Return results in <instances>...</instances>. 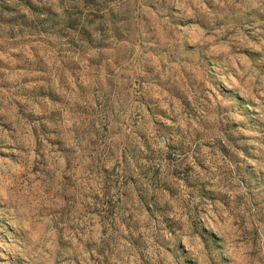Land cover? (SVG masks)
<instances>
[{
    "label": "clouds",
    "instance_id": "clouds-1",
    "mask_svg": "<svg viewBox=\"0 0 264 264\" xmlns=\"http://www.w3.org/2000/svg\"><path fill=\"white\" fill-rule=\"evenodd\" d=\"M12 18L92 44L61 41L71 71L52 50L41 72L0 79V225L13 233L0 237V264H264V151L249 159L243 129L236 163L215 146L243 119L217 88H264V60L248 59L264 38L245 34L264 37V0H0V19ZM194 55L207 67L193 69L204 99L187 95L189 110L164 89ZM22 75L47 76L61 103L18 109L4 88L35 87ZM139 168L158 169L174 195L161 198Z\"/></svg>",
    "mask_w": 264,
    "mask_h": 264
},
{
    "label": "rangeland",
    "instance_id": "rangeland-1",
    "mask_svg": "<svg viewBox=\"0 0 264 264\" xmlns=\"http://www.w3.org/2000/svg\"><path fill=\"white\" fill-rule=\"evenodd\" d=\"M21 3L26 7L30 6V0H21ZM146 7L152 6L146 5ZM5 10L8 11L9 9L5 8ZM153 11H155V8H153ZM96 18L101 19L102 16L98 14ZM25 33H27V35H25ZM245 34L255 43H259L260 39L264 38L252 36L248 32H245ZM18 35L21 37L20 39H17ZM230 35L231 32L221 37V39L227 42ZM192 38L193 40H198L199 36L193 33ZM0 39L5 40L4 44H0V53H3L6 57V59H0V69H4V72L0 73V79L7 74L15 75L17 73L41 72L45 64L44 56H42L41 53L43 52L47 55V52L52 50L55 51L56 59L59 60L61 68L65 71H71L64 59L69 53L64 50L65 45L61 41L75 40L76 44L74 46L78 49L83 48L85 45L92 44L88 36L83 32L75 36L65 35L61 37L57 32L51 30L45 32L39 26L25 24L21 19L17 18H12L10 20L0 19ZM24 48L31 51L32 60H28L24 52L19 51V49ZM14 49L16 50L14 51ZM233 51L236 52V49L233 48ZM241 51L244 55H248V50L242 49ZM100 52L101 55H103L102 49H100ZM209 54L211 55L212 53ZM248 59L253 62V66L255 67L258 61L264 60V54L248 55ZM169 62L174 63V61L171 60ZM218 63H223V60ZM180 64L181 66L179 67L178 74H182L183 79L175 82L172 87L165 88L164 91L168 92V95L174 100L184 104L187 109L192 110L191 103L186 101L187 95H191L197 104L204 99L202 84L198 81L193 69L204 71L207 64L203 57L198 55L190 56L188 59L180 61ZM260 68L264 71V65H261ZM105 71L109 72V75H111L109 68L106 67ZM231 71L236 79L239 80L240 77L236 69L232 68ZM240 71H243L242 67ZM19 80L22 84L31 83L35 85V87L31 89L17 88L15 90L4 88V91L8 93L9 96L13 97L11 102L14 103L18 109L22 108L21 100L31 101L42 108L48 103L53 105L61 103L56 94L52 92L47 76L22 75L19 77ZM5 83L8 82L5 81ZM61 84H63V79H61ZM257 84H259V80H257ZM0 87H3V85H0ZM240 91H242V89H236V92ZM217 92L232 106V111L238 113L243 119L238 122H230L229 126L222 125L219 130L223 133L228 143L224 144L222 140L216 138L215 146L223 155L228 157L229 160L236 163V157L232 153L231 148L235 147L237 150L241 149L233 133L238 132V129H243L244 131L240 132L239 135L243 136L248 134V139L254 141L251 149L252 155L249 156V159H258L259 153L264 151V149L260 147L264 145V95L261 94L264 92V88L254 87L250 92H244L243 96L228 92L223 88H217ZM149 115H151L150 112ZM232 124H236V127H232ZM0 127L7 129L8 125L2 123ZM207 146L212 147V140H209ZM245 155L247 156L249 153L246 152ZM139 174L143 181L151 187L155 193H158L161 198H163L165 194L169 196L174 195V193L169 191V188L165 186L164 181H161L158 169L153 170L150 174H146L145 168H139ZM172 174L176 175L175 171ZM133 183H135V180ZM257 187L264 189V185H258ZM258 194L259 193L253 194L254 200L255 195ZM4 231V226L0 225V237H3L4 242L11 244L13 242V233L8 229L6 230L7 236H5Z\"/></svg>",
    "mask_w": 264,
    "mask_h": 264
}]
</instances>
